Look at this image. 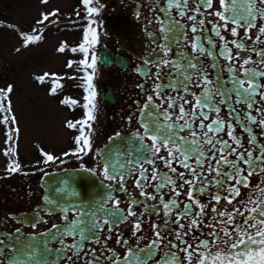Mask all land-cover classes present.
I'll use <instances>...</instances> for the list:
<instances>
[{
  "label": "snow or ice",
  "instance_id": "obj_1",
  "mask_svg": "<svg viewBox=\"0 0 264 264\" xmlns=\"http://www.w3.org/2000/svg\"><path fill=\"white\" fill-rule=\"evenodd\" d=\"M188 2L189 0H165V7L161 11L170 15L171 9L175 6L176 14L184 17L189 11ZM218 2L219 7H214V0H193L194 7L190 10L192 14L187 15V20L192 22L190 25H181L172 18L161 21L159 16L156 17L163 32L175 34L177 48H180L178 43L180 39H188L183 29L189 28L194 34L188 40L192 52L186 54L181 48L178 56L170 59V47L168 44H161L160 50L164 56L159 58V63L156 64L155 75L159 79L162 66H171L180 78L174 77L165 86L171 88L176 95L162 97L160 90L163 86L160 83L153 85V94L147 96L140 112L143 115L149 106L159 111L155 113L153 120L139 119L138 123L143 131L134 129L131 133L130 141L139 144V147L135 149L136 155L129 151L127 153L129 159L126 164H121L120 170L117 171L115 167L110 166L113 162L111 149H108L107 157L100 156L102 166L99 168V173L109 181L118 179L119 189L127 191L126 180L135 172L132 183L138 190L139 197L148 200L156 199L158 196V203L162 205L166 217L172 214L174 208L179 207L181 201L178 198L183 195L187 199L183 201V208L175 213L172 223L176 225V228L171 233L172 239L164 243V235L156 222H152L154 238L149 240L144 248L139 249L134 261H130L129 253L135 246L129 247L127 239H122L123 234H117L115 242L124 247L125 252L122 257L114 248H107L110 256H114L110 264H148V260H152V264H264V182L259 185L251 183L254 173L264 172V140L258 141L257 134L253 131V127L258 128V135L264 137V104L255 107V97L258 96L260 101H264V47L248 49L250 53H255L256 59L251 54L241 56V51L247 48L244 40L253 38L250 31L253 28L256 29V40L264 45V40L260 39L264 37V0H239V2L238 0H218ZM41 3L45 4L47 0H41ZM80 3L83 6L87 24L83 27L80 43L71 47L70 51L79 53L81 58L69 59L65 66L70 68L73 64L79 65V70L82 72L83 103L69 95L61 94L64 77L59 73L43 71L33 77L36 84L45 90L47 96L57 98L59 105L70 110L81 107L82 112L79 118L63 121L64 127L74 131L75 134L72 136L74 146L62 155L71 154L78 159L92 150L90 122L95 118L96 90L93 79L97 61L95 46L98 43L97 29L92 26L95 23L92 17L103 7L99 0H95V4L94 0H80ZM201 8L210 9L207 15L215 17L216 21L206 20ZM57 13L58 9L55 8L42 11L39 13V19L35 21V26L27 31L17 29L21 46L28 48L41 41L45 24L56 23L50 17H55ZM136 14L139 15L138 12ZM165 24L169 27L165 28ZM206 24H211V31L219 38L218 54L206 49L201 42L203 35L209 43H215L204 35ZM9 27L15 26L9 25ZM240 28L243 29V37L238 32ZM221 30L230 33L232 39H227ZM162 39H168V37L164 36ZM229 44L237 50L234 55ZM66 48L67 45L61 41L56 51L64 53ZM16 51L20 49L17 48ZM195 53L199 55L206 53L212 59V67H219L216 63L217 55L223 57L227 61L223 69L229 73V78L224 80L217 76L216 79H211L205 70L208 65L199 64ZM181 60L184 61L183 64L180 63ZM145 63L150 61L146 59ZM180 69L184 71H178ZM193 76L198 81L195 87L199 88V93L192 92L189 87L193 84ZM13 90L14 86L11 83L0 88V124L5 127V144L10 145L4 150L6 156L15 154L16 141L13 140V133L17 136L19 134V128L16 127L18 119L14 114L11 98ZM185 94H190L191 98H186ZM153 95L162 103L166 102L167 107L161 108L160 104H156ZM228 101H232V105H229ZM240 103L246 106L243 115L234 106ZM222 106L227 109L226 118L221 115ZM253 112L256 114L254 115ZM147 115L152 117L154 113L148 111ZM127 119L131 122L132 116L130 115ZM237 126L248 133L249 147L246 149L243 146L242 137L236 134ZM120 135L119 132H115L108 137V140L115 144L114 137L119 138ZM254 149H256L255 152ZM96 151L99 154L100 150ZM40 152L45 163L56 159L52 153L43 148ZM80 167L83 169L85 165L81 164ZM19 168L18 162L9 160L6 171L13 173ZM87 171L96 173L97 168H89ZM185 186H187L186 191H184ZM108 187L111 188V185ZM166 187L171 194L167 199L162 192V189ZM242 188L252 189L247 199H239ZM211 189L216 191L212 192ZM205 192H208L217 204L222 200L225 202V208L220 210H217L215 204L212 205V211L216 215L211 223L204 222L206 206L196 196L197 193ZM128 195L127 216L118 207L120 198L113 197L111 193H108L106 198L100 197L92 202L94 211H83L89 203L87 200L83 201L79 208L67 206L61 208V218L65 221H68L67 213L69 211L73 213L72 220L63 226L62 231L56 233L61 237L62 249H83L84 241L93 239L100 244L101 248H106V243H101L95 231L90 232V230H105L107 225L106 231L111 234L117 223L136 216L134 206L144 203V200L132 197L131 193ZM109 200L112 208L106 210L105 205ZM227 205H232L231 210H227ZM159 210L155 205L149 206L145 203L141 215L150 211L158 213ZM193 211L194 215H192ZM190 215L191 219L188 223L186 225L182 223V218ZM85 217H90L88 221L90 229L81 226L85 222ZM141 224L140 218L132 220L133 235L141 230ZM32 227L35 228L36 224L33 223ZM51 227L57 229L58 225L52 224ZM202 228H208L209 231L204 233ZM15 231L19 233L20 229ZM8 235L11 236L10 233ZM68 235L73 237L71 243L63 240V237ZM110 238V235L105 236L104 240L107 241ZM0 243L3 242L0 241ZM10 247L14 246L10 245ZM55 251L59 254L61 249ZM140 253L144 254L143 259ZM157 254L159 258H156ZM28 255L31 256L32 253ZM73 255L79 257V251L74 250ZM85 256H91V259L85 260V264H101V260L108 261L110 258L103 254L96 255L94 248H91ZM71 260L72 257L67 256L65 264H69ZM5 264H25V262H18L11 258L10 253ZM28 264H46V262L40 260L28 262Z\"/></svg>",
  "mask_w": 264,
  "mask_h": 264
},
{
  "label": "flooded vegetation",
  "instance_id": "obj_2",
  "mask_svg": "<svg viewBox=\"0 0 264 264\" xmlns=\"http://www.w3.org/2000/svg\"><path fill=\"white\" fill-rule=\"evenodd\" d=\"M99 2L103 7L92 17L95 21L92 26L97 29L98 34V43L95 46L97 56L96 72L93 79L96 90L95 118L90 122L92 128V150L79 159L77 156L71 154L68 156L62 155V153L67 152L74 146L72 136L75 134L74 131L67 130L64 124L61 127L64 129L66 135L62 130H58L62 133L61 139L57 137L56 141L52 142L51 147L45 146L43 148L45 151L52 153L56 157L55 160L45 163L40 152L41 148L36 147L34 149V156H32L29 164V168L37 175L35 178L36 181L34 180L36 182L34 190L30 188L29 193H26L21 188L22 191H20V195H18L19 198H8L7 196L0 198V241L3 242L0 243V264H5L10 253L11 258L18 262H25V264L40 260L45 261L46 264H65V258L67 256L72 257L69 264H85L86 259H91V256H85L91 248L96 249V255L103 254V256L110 257L108 261L101 260V264H110L114 256H110L107 248H114L122 257L125 252V248L115 242L117 234H123L122 239H127L129 247L135 246L128 257L130 261H134L135 254L139 252V249L144 248V246L148 244V241L154 238L151 228L152 222H156L159 230L164 235V243L172 239L171 233L176 228V225L173 224L172 221L175 219V213L183 208V201L187 198L183 195L178 198L181 201L179 207L174 208L172 214L166 217L162 205L158 203V196L156 199L148 200L139 197V192L134 188L132 183V177L135 176V172L132 173V177L126 180L127 191L119 189L118 179L117 181L106 180L99 173V168L102 166L100 163V156L105 155L107 157L109 155L108 149H111V161L113 163L110 166L115 167V169L119 171V166L121 164H126L127 159H129L127 153L132 151L133 155H136L135 149L139 147L138 143L134 144L129 139L134 129L143 131L138 120H153L155 119V113L159 111V109H153L149 106V108L145 109L143 115L140 112V109L145 105L147 96L153 94V85L155 83H160L163 86L160 90L162 97L176 95L171 88L165 86L168 85L174 77L177 79L180 78L177 72L173 71L171 66H162L159 79L155 75L157 71L156 64L159 63V58H163L164 56L163 52L160 50V46L162 43L168 44L171 49L169 58L175 59L181 48L186 54L192 52L188 40H190L194 34L189 28H184L183 31L187 33L188 39H180L178 41L180 48H177L175 34L172 32H163L156 17L159 16L161 21L172 18L181 25H190L192 22L187 20V15L192 14L190 10L194 7V3L193 0H189V11L186 16L181 17L176 14L175 6L171 9L170 15H166L165 11H161V9L165 7V0H99ZM20 3L21 2L17 0V2L12 4L15 7V12L11 10L9 4H6L3 9H0V58L12 56L13 53L17 52L16 49L20 48V39L17 34V29L20 30ZM30 3L34 9L36 6L45 11H50L53 8L58 9L57 15L55 17H50V19H54L56 23L45 24L43 39L45 42L47 39L53 40V38L58 40L59 43L63 41L67 45L65 52L58 53L56 51L58 45L54 44L55 53L63 57L65 56V58L76 57L79 60L81 58L80 54L72 53L70 49L80 43L83 27L87 24L85 12L80 0H47L45 4H42L41 0H30ZM213 6L219 7L218 0H214ZM209 11L211 10L201 8V12L205 13L206 20L216 21L215 17L207 15ZM77 12H79V15H77ZM137 12L139 13L138 16L136 14ZM37 15L38 13L36 10H34L31 16L26 15L27 19L30 20L28 22L24 21L26 27L24 30L27 31L35 26V21L39 19ZM26 23L28 25H26ZM9 25L15 27H9ZM164 27L167 28L169 25L165 24ZM229 27H231V24H229ZM221 31L227 39H232L230 33L224 30ZM250 31L253 38L244 40L247 48L241 51V56L251 54L254 59H256L255 53H250L248 49L253 47L259 49L264 47V45L256 40V29L253 28ZM238 32L240 36L243 37V29H238ZM197 35H200V33H197ZM204 35H207L211 41L215 42L214 44L209 43L202 35L201 42L204 44L205 48L218 54L220 51V41L211 31V24L205 25ZM164 36H167L168 39H162ZM260 39L264 40V37ZM39 42L41 41L32 45V48L36 49ZM69 42L74 45L69 46ZM229 47L232 48L234 55L237 50L231 44H229ZM54 50L51 48L50 53L45 50V54L49 55L52 51L54 52ZM101 53H103L101 59L102 63L98 61V57ZM194 55L198 56L199 64L208 65L205 70L209 73L211 79H216L217 76H220L221 79L224 80L229 78V73L223 69V65L227 63L223 57L217 55L216 63L219 67H212V59L208 57L206 53L204 55L195 53ZM48 58L49 57L46 56V61L49 62ZM146 59L149 60L150 63H145ZM180 63L183 64L184 61L181 60ZM4 69H6V65L2 62L0 72H3ZM10 71L12 73L14 70L11 69ZM178 71H184V69ZM0 79L3 82L8 81V77L1 73ZM192 79L193 84L189 85V87L192 92L199 93V88L195 87V83L198 81L195 76H193ZM137 85H140V87H137ZM79 88H81V98L79 101L82 104L83 89L81 86H79ZM185 95L186 98H191L190 94ZM153 100L156 104H160L161 108L167 107L166 102L162 103L155 95H153ZM255 100V107L264 104V101H260L258 96L255 97ZM232 103V101H228L229 105H232ZM234 106L238 111H241V115H243V110L246 107L245 104L240 103ZM148 111H153L154 115L149 117L147 115ZM81 112L82 109L78 106L75 110H71L72 114L69 118H79ZM253 114L255 115L256 113L253 112ZM130 115L132 116L131 122L127 119ZM221 115L225 118L227 117V109L223 106ZM253 131L257 134L258 141L264 140V137L258 135V128L253 127ZM115 132L121 134L119 138L114 137L117 144L115 143V145L107 147L109 143L113 142L109 141L108 137L112 136ZM236 134L242 137L244 148H248V133L237 126ZM97 149L100 150L99 154L96 151ZM255 151L256 149H254V152ZM18 156L20 157L16 159L21 161V153H18ZM81 164L85 165L83 169L80 167ZM224 167L227 169L226 165ZM89 168H97V172L91 173L87 171ZM62 172H68L67 176L60 175ZM86 174L88 178H85ZM44 175H51L45 182L46 191L41 187ZM261 182H264V172L254 173L251 177V183L253 185H259ZM178 183H180V181H178ZM108 185H111V188H109ZM152 190L155 191V189ZM186 190L187 186H185L184 191ZM211 191L215 192L216 190L211 189ZM162 192L165 199L171 195L167 187L162 189ZM251 192V188H242L239 199H247ZM108 193H111L113 197L120 198L118 207L123 210L125 216H127L129 193L138 200H144V203L135 205L134 211L136 216L129 217L117 223L111 234L106 231L107 225H105V230H90V232L95 231L101 243H106V248H101L100 244L96 243L93 239L85 240L83 249H74L79 251V257L73 255L74 250L62 249L61 237L57 236L56 233L62 231L63 226L72 220L73 213L69 211L67 213L68 221H65L61 218L62 213L60 209L66 206L79 208L82 202L87 200L89 203L83 211H94L95 208L92 206V202L98 200L100 197L106 198ZM196 196L201 199L202 203L206 206L204 210L205 216L203 217L205 223H211L212 218L216 215L212 211V205L215 204L217 210L225 208V202L223 200L217 204L216 201L211 199L208 192L203 194L197 193ZM145 203L149 206L155 205V207L160 209L159 212L150 211L144 212V214L141 215ZM96 206L98 207V204ZM111 208L112 204L109 200L105 205V209ZM226 208L227 210H231L232 205H227ZM193 209H195V206H193ZM194 214L195 212L193 211L192 215ZM98 215H100V213H98ZM136 218H140L142 221L141 230L138 231L136 235H133L132 220ZM89 219L90 217H85V222L81 226L90 229L88 223ZM189 219H191V215L182 218V223L186 225ZM45 221H47V223H45ZM165 221H167V225H165ZM33 223L36 224L35 228L32 227ZM52 224L58 225L57 229H52ZM15 229H20V232L17 233ZM202 231L207 233L209 229L202 228ZM9 233L11 234L10 237L8 235ZM33 233L35 235H32ZM109 235L111 238L105 241L104 237ZM63 240L67 243H71L73 237L71 235L64 236ZM45 241H47V243H45ZM10 245L14 247H10ZM16 248H29L32 255H26L28 259L24 257H13L12 253ZM161 248H163V245H161ZM56 249H61V252L57 254L55 251ZM140 256L142 259L144 258L143 253H140ZM156 258H159V254H157ZM148 264H152V260H148Z\"/></svg>",
  "mask_w": 264,
  "mask_h": 264
},
{
  "label": "rangeland",
  "instance_id": "obj_3",
  "mask_svg": "<svg viewBox=\"0 0 264 264\" xmlns=\"http://www.w3.org/2000/svg\"><path fill=\"white\" fill-rule=\"evenodd\" d=\"M19 1L21 2L19 6L21 14L19 15V27L20 30L26 31L24 30L26 28L24 21L28 22L30 20L27 19V16H31L36 10L37 17H39V13L45 10L37 6L34 9L30 0ZM14 2H17V0H0V9L9 4L11 10L15 12V7L12 5ZM26 25L28 24L26 23ZM69 43V46L74 45L71 42ZM54 44L59 45L58 40L54 38L53 40L47 39L46 42L42 39L36 49L32 46L23 48L20 44V51L13 53L12 56L0 58L3 64L6 65V69L0 73L8 77L7 82L0 79V88L9 83L14 86L11 98L14 114L18 119L16 127L19 128L18 136L13 133V140L16 141V155L6 156L4 150L10 145L5 144V127L0 124V198L4 196L19 198L20 191L23 190L29 193L30 188L34 190L37 175L29 168L30 160L34 156V149L36 147H51L52 142H55L57 137L61 139L62 133L58 130H62L65 134L64 129L61 127L63 126V120L69 118L72 114L70 109L57 103V98L46 95L45 90L33 80L34 75L43 71H55L64 77L61 94L69 95L77 100L81 98V88L79 86L82 82V72L79 70V65L73 64L70 68L65 66L69 59H78L57 55ZM51 48L54 52L52 51L51 54L46 55L45 50L50 53ZM46 56L49 57V62L46 61ZM11 69L14 70L12 73ZM18 153H21V161L17 160L20 157ZM9 160H14L20 164L18 171L13 173L6 171Z\"/></svg>",
  "mask_w": 264,
  "mask_h": 264
},
{
  "label": "water",
  "instance_id": "obj_4",
  "mask_svg": "<svg viewBox=\"0 0 264 264\" xmlns=\"http://www.w3.org/2000/svg\"><path fill=\"white\" fill-rule=\"evenodd\" d=\"M102 56H103V54H101V55L99 56V61H100V62L102 61V60H101V59H102ZM0 68H1V64H0ZM116 144H117V142H116ZM113 145H115V144L112 142V143H109V144L107 145V147H111V146H113ZM67 173H68V172H62L60 175H62V176H67ZM81 173H82V172H81ZM85 173H86V172H85ZM50 177H51V175H45V176L43 177V179H42L41 187L44 189V191H46L45 182H46V180L49 179ZM85 178H88L87 174L85 175ZM29 250H30L29 248H16V249L14 250V252L12 253V255H13V257H16V258L24 257V258L28 259V257H27L26 255H28V253H30Z\"/></svg>",
  "mask_w": 264,
  "mask_h": 264
}]
</instances>
